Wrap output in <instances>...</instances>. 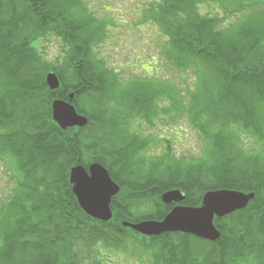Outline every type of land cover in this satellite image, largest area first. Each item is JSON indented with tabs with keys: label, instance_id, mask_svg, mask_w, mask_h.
I'll list each match as a JSON object with an SVG mask.
<instances>
[{
	"label": "trees",
	"instance_id": "1",
	"mask_svg": "<svg viewBox=\"0 0 264 264\" xmlns=\"http://www.w3.org/2000/svg\"><path fill=\"white\" fill-rule=\"evenodd\" d=\"M204 4L224 16L200 15ZM144 18L168 38L169 68L195 75L188 102L174 86L115 77L93 52L108 23L88 15L82 0H0V162L13 171L0 202V264H78V242L110 253L130 245L152 264H264V0H161ZM49 36L62 43L60 66L41 51ZM50 73L57 91L46 83ZM71 94L88 124L64 131L52 104ZM185 112L202 143L197 154L175 151L163 132L142 133L157 129L158 116L169 127ZM94 163L120 186L108 222L81 210L69 180L73 167ZM174 190L188 207L215 190L256 197L215 219V242L182 233L149 238L123 226L162 221L174 205L161 197Z\"/></svg>",
	"mask_w": 264,
	"mask_h": 264
},
{
	"label": "rangeland",
	"instance_id": "2",
	"mask_svg": "<svg viewBox=\"0 0 264 264\" xmlns=\"http://www.w3.org/2000/svg\"><path fill=\"white\" fill-rule=\"evenodd\" d=\"M161 0H82L87 9L88 15L95 19L108 23L105 32V39L101 40L93 48L97 59L104 63L110 70L117 72L115 77L119 80H127L131 77H144L149 81L155 80L161 84H167L179 88L183 94L184 101L188 102V88L195 81L193 73L176 74L169 68L166 58L167 36L163 33L160 26L150 20L144 18L154 3ZM198 12L202 16L212 15L224 16L218 7L212 4H204L198 7ZM232 16V15H229ZM232 19L228 18V23ZM41 51L44 58L50 63L59 64L63 61V47L59 39L49 36L41 42ZM62 60V61H61ZM155 78V79H154ZM157 82V83H158ZM164 102V101H162ZM161 107H169V103L160 104ZM163 120L160 116L155 119L157 129L142 133L144 135L151 134L157 136L163 134V138H169V142H173L175 151L185 154H197L201 149V141L196 131L194 120L190 113L185 112L177 116L176 121L172 122L169 127H164ZM162 127V128H161ZM240 138L242 145L248 139L243 134ZM251 142V141H250ZM157 148V152L150 149L149 154L154 157L162 151V146ZM250 146V143H248ZM247 148V147H246ZM249 149V148H248ZM264 149V148H263ZM0 162V202L8 197V187H13L8 179V175L13 171L8 169ZM80 260L78 264H152L150 257L145 253L139 257V253L132 250L128 245L125 250L110 252H102L96 249H87L78 242L77 248Z\"/></svg>",
	"mask_w": 264,
	"mask_h": 264
},
{
	"label": "water",
	"instance_id": "3",
	"mask_svg": "<svg viewBox=\"0 0 264 264\" xmlns=\"http://www.w3.org/2000/svg\"><path fill=\"white\" fill-rule=\"evenodd\" d=\"M51 91L60 88V80L55 73L46 77ZM69 101L56 100L52 104L53 121L62 129L83 128L88 119L76 111ZM70 184L82 210L91 218L110 221L112 219L111 201L120 192V187L112 180L109 172L96 163L88 169L76 166L71 169ZM255 199V194L238 191L219 190L207 192L201 207H184L180 204L184 196L180 191H169L162 196L165 205L176 204L163 221H145L138 224L125 223L129 227L148 237H158L166 233H182L215 242L221 234L214 225L215 218H223L234 212L246 209Z\"/></svg>",
	"mask_w": 264,
	"mask_h": 264
}]
</instances>
